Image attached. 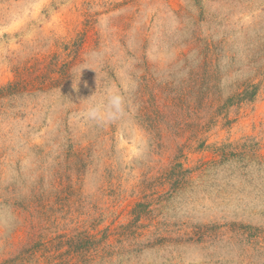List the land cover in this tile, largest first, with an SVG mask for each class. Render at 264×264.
I'll return each mask as SVG.
<instances>
[{"label":"rangeland","instance_id":"1","mask_svg":"<svg viewBox=\"0 0 264 264\" xmlns=\"http://www.w3.org/2000/svg\"><path fill=\"white\" fill-rule=\"evenodd\" d=\"M0 89V264H264V0H0Z\"/></svg>","mask_w":264,"mask_h":264},{"label":"clouds","instance_id":"2","mask_svg":"<svg viewBox=\"0 0 264 264\" xmlns=\"http://www.w3.org/2000/svg\"><path fill=\"white\" fill-rule=\"evenodd\" d=\"M86 67L78 69L79 73ZM88 68V67H87ZM130 85L125 83L123 91L116 87H106L100 94H92L86 98L83 110L78 113L77 119L97 125H106L122 119L129 106L125 92Z\"/></svg>","mask_w":264,"mask_h":264},{"label":"trees","instance_id":"3","mask_svg":"<svg viewBox=\"0 0 264 264\" xmlns=\"http://www.w3.org/2000/svg\"><path fill=\"white\" fill-rule=\"evenodd\" d=\"M1 90H3V89H0V91ZM141 217L142 216H136L135 218H134V221H137V220H140L141 219ZM133 221V222H134ZM70 243V242H69ZM87 245H90V244H79V243H76L74 246L77 248V249H83V248H85Z\"/></svg>","mask_w":264,"mask_h":264}]
</instances>
